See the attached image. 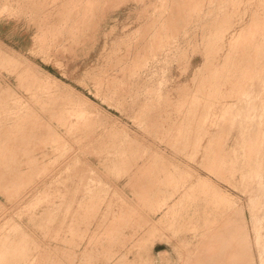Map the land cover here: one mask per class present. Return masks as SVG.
<instances>
[{"label": "rangeland", "instance_id": "obj_1", "mask_svg": "<svg viewBox=\"0 0 264 264\" xmlns=\"http://www.w3.org/2000/svg\"><path fill=\"white\" fill-rule=\"evenodd\" d=\"M210 257L264 264V0H0V264Z\"/></svg>", "mask_w": 264, "mask_h": 264}, {"label": "bare ground", "instance_id": "obj_2", "mask_svg": "<svg viewBox=\"0 0 264 264\" xmlns=\"http://www.w3.org/2000/svg\"><path fill=\"white\" fill-rule=\"evenodd\" d=\"M249 26H250V25H249ZM252 28H253V26H252ZM246 29H247V28H246ZM250 30H251V29H250ZM248 31H249V30H248ZM249 33H250V32H249ZM241 36H242V35H241ZM232 43H233V42H232ZM232 43H231V44H232ZM241 83H242V82H241ZM243 83H244V82H243ZM201 182H202V181H201ZM205 183H206V182H205ZM206 184H207V183H206ZM202 185H203V184H202ZM203 186H204V185H203ZM216 196H217V195H216ZM222 197H223V196H222ZM222 197H221V198H222ZM225 200H226V199H225ZM164 204H165V203H164ZM174 204H175V203H174ZM174 204H173V206H175ZM165 205H166V204H165ZM184 205H185V204H184ZM163 207H164V206H163ZM169 208H170V207H169ZM171 208H173V207H171ZM182 209H183V205H182ZM184 209H186V208H184ZM184 209H183V210H184ZM171 210H173V209H171ZM174 210H175V208H174ZM180 210H181V209H180ZM168 212H169V211H168ZM172 212H173V211H172ZM167 214H168V213H167ZM167 214H166V215H167ZM233 229H234V228H233ZM235 230H236V229H235ZM238 230H239V229H238ZM218 231H219V232H217V233H219V234H220L221 232H223V231H221V230H218ZM233 232H234V234H235V231H233ZM236 232H237V231H236ZM219 234H217V235H219ZM232 234H233V233H232ZM214 235H215V234H214ZM217 235H216V236H217ZM220 235H223V234H220ZM220 235H219V238H220ZM216 236H215V237H216ZM229 236H230V235H229ZM229 236H228V238H229ZM217 237H218V236H217ZM226 237H227V236H226ZM226 237H225V238H226ZM232 237H233V236H232ZM212 238H213V236L209 238V241H211ZM235 238H236V237H235ZM235 238H234V239H235ZM239 238H240V237H239ZM243 238H244V237H243ZM215 239H216V238H215ZM222 239H223V238H222ZM217 240H218V239H217ZM220 240H221V238H220ZM228 240H229V239H228ZM235 240H236V239H235ZM238 240H239V239H238ZM236 241H237V240H236ZM236 241H235V242H236ZM232 242H233V240H232ZM236 249H237V248H236ZM240 250H242L241 247L238 248V252H239ZM238 252H237V251H236V252H233V257H234V258H235V257H238V256L240 255V253H238ZM240 252H241V251H240ZM242 252H243V250H242ZM242 252H241V253H242ZM246 255H247V254H246ZM244 256H245V255H244ZM248 256H249V255H248ZM251 256H252V255H251ZM243 258H245V257H243ZM251 258H252V257H251ZM232 259H233V258H232ZM236 259H237V258H236ZM233 260H234V259H233ZM215 261H216V259H213L212 257H210V258L208 259V263H212V264H222L221 262H225V259L220 260L218 263H215ZM234 261H235V260H234ZM242 261H243V260H242ZM245 261H246V260H245ZM250 261H251V260H250ZM239 262H241V259H240ZM248 262H249V261H248ZM248 262H247V263H248ZM247 263L244 262L243 264H247ZM250 264H253V263H250Z\"/></svg>", "mask_w": 264, "mask_h": 264}]
</instances>
